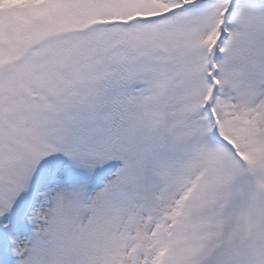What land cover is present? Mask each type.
Here are the masks:
<instances>
[{
    "label": "snow or ice",
    "instance_id": "6c2138e0",
    "mask_svg": "<svg viewBox=\"0 0 264 264\" xmlns=\"http://www.w3.org/2000/svg\"><path fill=\"white\" fill-rule=\"evenodd\" d=\"M0 264H264V0H0Z\"/></svg>",
    "mask_w": 264,
    "mask_h": 264
}]
</instances>
